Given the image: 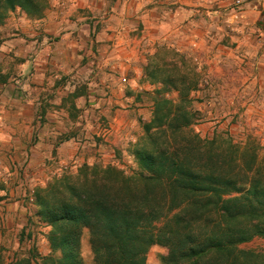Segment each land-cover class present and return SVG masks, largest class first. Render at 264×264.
Returning <instances> with one entry per match:
<instances>
[{
  "label": "rangeland",
  "instance_id": "1",
  "mask_svg": "<svg viewBox=\"0 0 264 264\" xmlns=\"http://www.w3.org/2000/svg\"><path fill=\"white\" fill-rule=\"evenodd\" d=\"M33 1L32 15L15 7L0 21V264H47L50 227L37 189L106 168L141 172L134 147L163 113H153L156 101L178 105L182 84L191 125L172 137L166 125L150 128L159 149L173 151L190 134L227 158L231 141L245 161L255 152L264 163V1L236 14L232 0ZM107 181L111 195L127 191ZM88 238L82 229L83 264H93ZM166 255L154 245L145 262ZM233 257L264 264V237L236 245Z\"/></svg>",
  "mask_w": 264,
  "mask_h": 264
},
{
  "label": "trees",
  "instance_id": "2",
  "mask_svg": "<svg viewBox=\"0 0 264 264\" xmlns=\"http://www.w3.org/2000/svg\"><path fill=\"white\" fill-rule=\"evenodd\" d=\"M15 7L27 15L38 10L33 0H0V21ZM183 78L177 77V83ZM178 93L176 106L156 101L153 113L160 107L163 113L144 127L146 143L134 147L132 155L141 172L125 177L106 168L99 174L81 173V181L67 177L49 190H36L38 214L50 227L51 254L42 262L83 264L79 241L84 228L93 264H146L145 255L154 245L167 249L161 264H240L231 259L233 248L264 237V163L255 152L245 161V148L242 152L230 141L232 156L227 158L221 148L212 149L214 141L190 134L177 149L168 151L165 145L161 150L155 134H148L150 128L166 125L172 137L191 125L190 113L181 106L189 103L183 84ZM159 134L169 143L164 131ZM109 174L115 183H124L123 196L110 194ZM245 220L257 222L244 225ZM231 222L232 227L227 225ZM213 254L224 261H210Z\"/></svg>",
  "mask_w": 264,
  "mask_h": 264
},
{
  "label": "built area",
  "instance_id": "3",
  "mask_svg": "<svg viewBox=\"0 0 264 264\" xmlns=\"http://www.w3.org/2000/svg\"><path fill=\"white\" fill-rule=\"evenodd\" d=\"M249 0H232V13L236 14ZM264 1V0H262Z\"/></svg>",
  "mask_w": 264,
  "mask_h": 264
}]
</instances>
